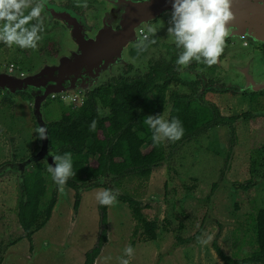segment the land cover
I'll use <instances>...</instances> for the list:
<instances>
[{
  "label": "rangeland",
  "instance_id": "obj_1",
  "mask_svg": "<svg viewBox=\"0 0 264 264\" xmlns=\"http://www.w3.org/2000/svg\"><path fill=\"white\" fill-rule=\"evenodd\" d=\"M161 23L143 27L152 33L157 27L164 28L162 32L169 40L170 18ZM136 40L141 41L142 37L137 34ZM238 40L241 43L242 40ZM257 43L250 40L248 48L233 49L231 53L239 51V56L247 57ZM78 49L80 46L72 32H67L59 58L73 60L80 54ZM44 60L36 58L31 64L23 63L17 70L33 71L49 62ZM11 63L19 65L16 60L11 59L8 64ZM2 70L5 69L0 68ZM144 72L122 74L133 78ZM256 79L261 81L264 74ZM169 91L189 93L187 88L175 84ZM259 95L253 98L251 105L244 98L226 94L207 92L201 96V103L215 106L220 117L232 118L246 112L254 116L232 125L227 122L213 127L183 141L176 149L168 150V159L152 170L147 183L139 179L124 181L121 189L138 193L143 206H149L143 211L145 216L158 220V238L155 241L145 239L141 229L133 234L136 221L131 211L126 204L116 201L108 211L109 242L95 264H104L103 258L107 256L113 257L114 264L115 257L122 255L127 245L134 249L130 264H223L212 247L213 240L225 253L238 259L257 249L253 218L258 209L264 208V90ZM26 96L0 91V264H84L86 252L98 243L100 214L96 193L104 190L103 187L83 192L79 210L75 212L74 191L59 186L52 217L34 234L32 252L18 222L19 174L25 173V170L20 171L24 167L19 168V165L32 156L39 140L32 101ZM4 98H8L7 103ZM170 106V103L166 105L164 119ZM65 107H70L68 100L48 96L40 108L43 120L49 124L60 119ZM44 177L47 193L41 199V210L46 207L55 187L47 170ZM250 182L253 185L249 190L240 188ZM180 224L183 227L179 229ZM199 231L200 238L210 235L213 239L207 245L198 241L175 245L179 236L192 237Z\"/></svg>",
  "mask_w": 264,
  "mask_h": 264
},
{
  "label": "trees",
  "instance_id": "obj_2",
  "mask_svg": "<svg viewBox=\"0 0 264 264\" xmlns=\"http://www.w3.org/2000/svg\"><path fill=\"white\" fill-rule=\"evenodd\" d=\"M163 69L165 70L151 71L146 77L121 78L115 85L87 92L82 106L76 109L65 107L60 119L48 125L52 154L70 153L72 156L75 175L69 177L63 186L74 191V211L79 210L83 192L98 187L110 189L118 193L116 201L126 204L131 211L136 221L133 234L141 229L145 239L149 241L158 238V220H150L145 216L143 211L149 206H143L138 193L121 189L122 183L128 179H139L147 183L152 170L168 159V150L176 149L183 141H189L213 127L227 122L231 124L235 119L220 117L215 106L198 102L193 95L170 92V85L181 79L170 66L165 65ZM191 86L196 87V84ZM17 94L31 98L24 92ZM3 101L7 103L8 98ZM168 103L171 106L166 120L178 118L184 134L178 141H165L154 146L152 133L143 121L147 115H161L164 118ZM102 110H106V113L103 114ZM93 121L96 127L95 130H90ZM38 141L41 142V139ZM47 168L46 163L35 162L28 165L25 173L20 176L17 217L24 237L30 243V252L33 251L34 234L49 222L57 204L59 185L55 183L46 207L43 210L40 207L41 199L47 193L44 177ZM252 185L250 182L240 185V188L249 190ZM114 188L119 189V192ZM235 188L238 189L239 186L236 185ZM108 211L109 206L99 204L98 243L86 252L84 264H95L109 242ZM165 221L168 222L167 219ZM253 221L257 249L245 258L231 257L213 240L212 247L223 264H264V208L256 211ZM182 227L183 224H180L179 229ZM200 237V231L192 237L179 236L175 245H187L198 241Z\"/></svg>",
  "mask_w": 264,
  "mask_h": 264
},
{
  "label": "flooded vegetation",
  "instance_id": "obj_3",
  "mask_svg": "<svg viewBox=\"0 0 264 264\" xmlns=\"http://www.w3.org/2000/svg\"><path fill=\"white\" fill-rule=\"evenodd\" d=\"M152 2L153 0H47L41 13L44 31L39 33L41 39L37 49H20L15 45L9 48L0 43V68L15 71L23 63H33L36 58L54 61L61 53L65 33L72 32L80 46V54L83 51L86 55L100 54V59L96 62L85 65L82 70L84 75L78 76L75 81L74 86L86 88L84 95L99 87L115 85L121 78L136 79L146 77L156 69L163 71L165 65H168L174 72L177 71V76L181 79L175 85L189 90V93H180L193 95L198 102H202L201 96L207 92L241 97L249 105L258 98L256 95L262 91L248 93L243 88L258 84L260 81L256 78L264 74V0H231L233 20L230 22V35L225 40L224 51L217 63L208 66L203 62L192 61L187 67L180 66L179 69L175 60L180 50L170 39L167 40L162 32L164 28L157 27L156 32L152 33L143 27L157 26L166 18H171L172 9L168 8L172 6V0H158L156 7H153ZM158 8L164 11L161 10L157 15L155 12ZM124 28L131 29V38L123 48L117 47L126 37L122 34ZM137 34L142 37L141 41L136 40ZM238 39L242 40L241 43ZM249 39L259 42L253 45L251 55L241 57L239 51L231 53L233 49L248 48ZM106 43L109 46L104 50L102 46ZM11 59L19 63H11L12 69L9 68L11 64H8ZM102 66L103 71H100ZM139 71L145 72L133 78L122 74L124 72L131 75ZM191 84H196V87ZM67 86L69 85L64 84L62 88ZM29 99L32 101V98ZM252 116V112L241 113L233 117L235 119L231 125ZM40 143L38 141L39 146L33 154L39 149Z\"/></svg>",
  "mask_w": 264,
  "mask_h": 264
},
{
  "label": "clouds",
  "instance_id": "obj_4",
  "mask_svg": "<svg viewBox=\"0 0 264 264\" xmlns=\"http://www.w3.org/2000/svg\"><path fill=\"white\" fill-rule=\"evenodd\" d=\"M47 0H0V43L11 48L37 49L44 31L41 13ZM86 6V5H85ZM233 20L231 0H172V11L168 35L176 48L180 50L175 63L187 67L190 62H203L208 66L217 63L224 51L225 40L230 35V22ZM35 21V23H30ZM162 24V23H160ZM30 25V26H29ZM152 133V143L159 146L165 141L175 142L181 139L184 128L178 118L166 120L161 115H147L143 121ZM95 121L90 130H95ZM38 139L47 138L46 127L35 129ZM55 167L48 164L47 171L59 186L66 184L69 177L75 175L70 153L51 155ZM118 193L104 189L96 193L100 205L111 206L116 203ZM212 236L198 238V243L207 245ZM134 249L127 245L122 255L115 257L114 264H130ZM104 264H113V257L103 258Z\"/></svg>",
  "mask_w": 264,
  "mask_h": 264
},
{
  "label": "water",
  "instance_id": "obj_5",
  "mask_svg": "<svg viewBox=\"0 0 264 264\" xmlns=\"http://www.w3.org/2000/svg\"><path fill=\"white\" fill-rule=\"evenodd\" d=\"M153 7L158 5V0H153ZM168 9H172V6ZM162 8L156 10V14L161 13ZM164 11V9L162 10ZM156 15V16H157ZM150 17V16H149ZM136 23V22H135ZM125 33V34H124ZM123 35H126L122 39V42L117 46L123 48L131 38V29L124 28L122 31ZM109 44L102 46L104 50L108 49ZM94 55V56H93ZM100 59V54L86 55V53L80 54L74 60H66L64 57L59 56L54 61H49L47 64H43L41 67L38 66L31 72L23 73L19 70L0 71V91L9 94H17L20 92L27 93L32 98L31 106L33 107V113L37 121L38 127H46L47 138L41 140V144L37 152L25 159L20 163L19 168L22 166L21 172L26 167L35 162H44L47 167L48 164L55 167V162L51 155L52 152L49 148V136H48V122L43 120L41 112V104L45 101L48 96H55L59 98L61 95L74 92L84 93L86 88H80L74 86L78 76L84 75L82 72L83 68L88 62H96ZM58 63H55V62ZM64 84H68L67 88H62ZM244 90H250L252 92H259L264 90V79L258 84L253 85L250 88H243Z\"/></svg>",
  "mask_w": 264,
  "mask_h": 264
},
{
  "label": "built area",
  "instance_id": "obj_6",
  "mask_svg": "<svg viewBox=\"0 0 264 264\" xmlns=\"http://www.w3.org/2000/svg\"><path fill=\"white\" fill-rule=\"evenodd\" d=\"M10 69L13 68V65L11 64ZM84 93L82 92H74V93H67L64 95H61L59 98L64 99V100H68V105L72 108V109H76L80 106L83 105L84 101H85V97H81L80 95ZM52 98H57L55 96H51Z\"/></svg>",
  "mask_w": 264,
  "mask_h": 264
}]
</instances>
